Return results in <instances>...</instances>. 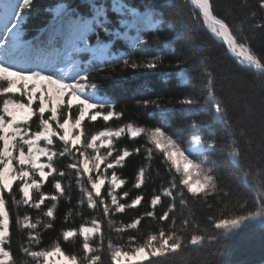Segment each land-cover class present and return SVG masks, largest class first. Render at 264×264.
<instances>
[{
  "label": "snow or ice",
  "instance_id": "obj_1",
  "mask_svg": "<svg viewBox=\"0 0 264 264\" xmlns=\"http://www.w3.org/2000/svg\"><path fill=\"white\" fill-rule=\"evenodd\" d=\"M191 2L198 9L195 18L200 19L214 37L222 39L227 45L226 51L234 54L242 66L246 64L249 70L252 67L259 70L260 79L253 81L258 85L257 90L241 98L236 91L230 94L217 91V71L211 67L208 57L203 56L198 61L179 60L180 79L190 81L189 69L199 71L204 86L200 99L189 96L176 103L184 106L183 111L189 116L195 114L194 109L210 114L212 120L230 130L226 135L232 137V143L225 142L221 150L227 153L225 160L243 172L247 183H254L250 177L252 165L256 164L261 189L256 198L239 204V214L207 215L206 222L214 226L212 232L185 236L190 226L196 228L195 218L184 215L188 202L206 205L210 212L213 205L208 200L217 191L218 163L201 157L214 155L219 141L211 134L205 138L203 122L192 120L190 127L196 131L189 139L174 137L165 126L169 114L176 111L172 102L161 104L159 98H141L137 104L152 107L154 114L160 117L158 124L141 127L127 123L115 129L105 126L90 135L83 129L86 120L96 122L100 118L107 125L124 115L117 111V101L103 89L97 75L107 69L115 72L117 65H121V71L164 66L163 51L145 55L148 41L142 34H146L147 29L164 26L174 39L183 38L178 24L183 9L167 14L155 9L140 13L113 0L115 11L131 17L119 22L124 29L135 30V35H129L127 30L110 31L111 22L102 6L93 3L94 15L88 19L75 8L59 5L48 10L54 11V15L42 34L25 39L23 24L34 0H0V55L4 57L0 60V264H18L12 249L9 200L17 207L24 206L26 211L36 210L40 216L34 219L25 214L16 220L27 232L28 240L19 250L35 264H104L105 223L109 233H122L139 231L138 226L145 218L168 222L170 227H161L158 234L149 235L143 244L137 243L135 235H130L126 244L120 246H114L109 239L107 248L111 264H169L168 257L179 255L190 246L219 243L215 230H222L220 235L223 236L246 222L264 221V53H254L251 37L238 38L234 34V30H238L264 35V0H234L229 5L231 20L218 16L213 0ZM101 32L123 37L131 51H110ZM169 47L164 43L163 49ZM135 52L144 56L141 62L132 59ZM81 53L90 54V58L81 59ZM103 79H112L111 73ZM123 134L131 138L143 135L145 159L151 162L158 152L160 167L171 176L167 186L162 185L150 200L139 191L152 180L150 163L142 165L135 176L134 188L139 194L132 197L122 188L126 181L119 173L126 158L142 150L141 147L132 151L117 147L115 141ZM249 148L258 151V163L247 159L245 153ZM62 160L68 163L64 168L57 167ZM193 170L198 174L194 180ZM73 181L80 189V200L69 209L65 219L71 217L77 207L86 206L93 212L100 210V215L91 219V226L69 227L60 234L64 242L79 240L82 255L79 260L76 253L66 255L60 238L50 249L33 250L41 242L40 228L54 227L57 203L70 195ZM46 183L51 186V193L43 190ZM228 196L229 193H224L225 199ZM162 197L169 203L166 210L158 214ZM142 201L148 204L149 210L130 223L117 226L113 217L137 209Z\"/></svg>",
  "mask_w": 264,
  "mask_h": 264
},
{
  "label": "trees",
  "instance_id": "obj_2",
  "mask_svg": "<svg viewBox=\"0 0 264 264\" xmlns=\"http://www.w3.org/2000/svg\"><path fill=\"white\" fill-rule=\"evenodd\" d=\"M119 2L124 4L125 7L135 8L140 13L155 9L167 14L173 10L183 9L182 14L179 16L178 24L182 28L184 35L183 38L177 40L173 38L172 34L164 26L147 29L146 34H142V38L148 41L145 55L150 56L153 53L163 51L166 57L164 66L156 69L141 68L133 70L128 68L121 71V65H117L115 72L107 69L105 73L98 74L97 80L103 89L115 98L118 103L117 111H122L124 115L122 118L107 122V125L100 118L96 122L86 120L83 123V129L85 134L90 135L103 130L105 126L115 129L127 123L141 127H150L158 124L160 117L158 114H154L152 107H144L137 104V100L141 98H159L161 104L172 102L176 111L169 114L167 118L165 126L168 132L181 131L186 133L193 131L195 129L190 127L192 120L203 122L204 128L202 131L205 138L211 134L219 141V147L215 154L207 156L209 160L218 163L217 191L212 193L208 200V203L213 205L210 212L206 205L202 206L197 202H188L184 209V215L189 219L195 218L193 223L196 228L190 226L184 232V235L210 233L214 230V226L206 222L207 215L239 214V204L250 202L256 198L257 193L261 191L259 188V169L254 163L251 169L252 176L250 177L254 183L245 182L243 172L225 160L227 153L221 150L225 142L228 144L232 143V137L226 135L230 130L226 129L219 121L212 120L210 114L200 113L194 109L195 114L189 116L183 111L184 106L176 103L178 99L189 96L193 99H200L203 95L202 89L204 86L199 71H192L191 69H189L191 80L182 81L177 74V62L179 60L198 61L203 56L208 57L211 61V67H214L217 71V91H224L225 94L236 91V94L241 98L249 92L257 90L258 85L254 84L253 81L260 79L259 71L254 68L249 70L248 66H242L236 58L226 51L227 46L216 39L210 30L207 29V26L202 24L200 19L195 18L198 10L188 0H119ZM233 2L234 0H213L218 16L222 18L228 17L231 20L229 5ZM93 3L105 9V13L111 22V32L127 30L119 22L122 19L130 20L131 17H126L123 13L115 11L113 0H34L29 15L23 24L25 39H32L42 34L43 29L51 22L54 15V11H48L49 9L54 10L58 5H68L79 10L85 18L90 19L94 15L91 8ZM127 31H129V35H135L134 29ZM234 34L238 38L241 35L251 37L250 42L254 53L257 55L264 53V35L248 31L241 33L238 30H234ZM101 36L103 41L109 44L110 51L114 53L131 51L127 40L123 37L115 38L111 34L102 32ZM164 43H168L170 47L163 49ZM80 58L86 61L90 58V54L81 53ZM2 59L4 57L0 55V60ZM132 59L141 62L144 56L140 52H135L132 54ZM108 73H111L112 79H103ZM117 84L121 85V87H116ZM115 143L117 147L121 149L126 147L130 151L137 147L142 149L140 154H134L126 158L125 166L119 173L126 181L122 188L125 191H129L130 196L134 197L139 194V191H142L145 199L150 200L151 195L160 190L162 185L167 186L166 182L171 180V176L166 175V169L160 167L162 162L157 158L159 153L156 152L154 154L151 162L145 159L143 146L146 143V138L143 135L138 138H131L129 134H123ZM245 155L250 162L256 161L258 163L260 160L258 151L253 148H249ZM67 163V160H62L57 164V167L64 168ZM149 163L151 165L152 180L142 190L138 191L134 188L135 176L142 165L148 166ZM43 190L46 193L53 191L47 183ZM224 193H229L227 199L224 198ZM17 199H19V196H17ZM79 200L80 189L73 181L70 195L57 203L54 227L52 229L40 228L41 242L39 245L34 246L33 250L50 249L57 239L60 238L61 248L65 254L76 253L79 260V256L82 255L79 240L64 242L60 234L69 227L79 228L82 225H88L91 219L100 215L99 209L93 212L87 209L86 206L84 208L77 207L73 211L72 216L66 220L65 217L68 216L69 209L78 205ZM168 203V199L162 197V206H158L157 209L158 214L166 210ZM7 207L10 212L12 249L16 253L17 262L18 264H35L31 257H26L19 250L21 245L28 244V240L27 232L16 223V220L22 218L25 214L34 219H40V216L36 210L26 211L24 206L17 207L11 200H9ZM146 210H149V206L142 201V204L137 209H130L126 214H118L113 219L117 221V226H120L123 223H130L131 219L143 214ZM166 226L170 227L171 225L168 222H158L151 218H145L141 225L138 226L139 231L122 233L112 231L109 233L105 223L104 264H111V253L107 248L109 239H111L114 246H120L126 244L130 235H135L137 243L143 244L147 241L149 235L158 234L160 228ZM177 227H179V224H177ZM215 231L219 243L212 242L211 244H205L203 247L190 246L186 250L181 251L179 255L168 257L169 264L264 263V221L258 219L246 222L239 229L223 236L220 235L222 230Z\"/></svg>",
  "mask_w": 264,
  "mask_h": 264
},
{
  "label": "rangeland",
  "instance_id": "obj_3",
  "mask_svg": "<svg viewBox=\"0 0 264 264\" xmlns=\"http://www.w3.org/2000/svg\"><path fill=\"white\" fill-rule=\"evenodd\" d=\"M188 1L191 3L190 0H188ZM191 5L197 9V7H196L193 3H191ZM58 6H59V5H58ZM197 10H198V9H197ZM216 38H217V37H216ZM194 131H196V130L189 131V132H186V133H185V132H181V131H175V132H169V133H171L174 137L182 138L183 140H187V139L190 138L191 134H193ZM101 153H103V149H101ZM201 159H207L208 161L211 162V160H209V159L207 158V156H206V157H201ZM42 160H43V158H42ZM197 175H198V174H197L196 170H193L192 179H193V180L196 179V178H197ZM102 191H103V189H102ZM85 226H91V224H88V225H85ZM154 243H155V242H154ZM66 255H67V254H66Z\"/></svg>",
  "mask_w": 264,
  "mask_h": 264
},
{
  "label": "bare ground",
  "instance_id": "obj_4",
  "mask_svg": "<svg viewBox=\"0 0 264 264\" xmlns=\"http://www.w3.org/2000/svg\"><path fill=\"white\" fill-rule=\"evenodd\" d=\"M191 1V0H190ZM192 3V2H191ZM196 6V5H195ZM220 39V38H219ZM222 40V39H221ZM246 65V64H245Z\"/></svg>",
  "mask_w": 264,
  "mask_h": 264
},
{
  "label": "water",
  "instance_id": "obj_5",
  "mask_svg": "<svg viewBox=\"0 0 264 264\" xmlns=\"http://www.w3.org/2000/svg\"><path fill=\"white\" fill-rule=\"evenodd\" d=\"M231 53V52H230ZM232 54V53H231ZM232 55H234V54H232Z\"/></svg>",
  "mask_w": 264,
  "mask_h": 264
}]
</instances>
